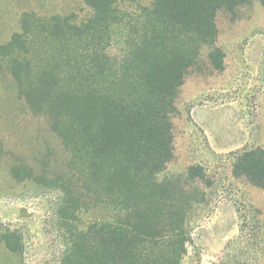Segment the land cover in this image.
I'll list each match as a JSON object with an SVG mask.
<instances>
[{
    "label": "trees",
    "instance_id": "1",
    "mask_svg": "<svg viewBox=\"0 0 264 264\" xmlns=\"http://www.w3.org/2000/svg\"><path fill=\"white\" fill-rule=\"evenodd\" d=\"M252 1L264 4L83 0L90 14L80 22L22 14V32L0 46V70L14 74L67 154L55 183L60 215L89 213L59 264H183L206 175L197 165L160 178L174 158L176 102L202 49L216 42L218 13ZM232 176L264 192V152L243 150Z\"/></svg>",
    "mask_w": 264,
    "mask_h": 264
},
{
    "label": "rangeland",
    "instance_id": "2",
    "mask_svg": "<svg viewBox=\"0 0 264 264\" xmlns=\"http://www.w3.org/2000/svg\"><path fill=\"white\" fill-rule=\"evenodd\" d=\"M129 1L146 6L153 0ZM24 13L80 22L90 10L83 0H0V46L22 32ZM216 27L215 44L202 49L180 89L174 158L160 178L197 165L206 175L203 202L189 218L183 264H220L227 257L264 264V192L232 176L239 153L264 152V4L220 11ZM34 105L14 74L0 70V264H59L73 228L89 216L66 220L59 213L62 194L55 183L67 154ZM206 105L217 107L207 112L218 120L211 134L191 118L193 107ZM230 138L237 144L220 146Z\"/></svg>",
    "mask_w": 264,
    "mask_h": 264
},
{
    "label": "crops",
    "instance_id": "3",
    "mask_svg": "<svg viewBox=\"0 0 264 264\" xmlns=\"http://www.w3.org/2000/svg\"><path fill=\"white\" fill-rule=\"evenodd\" d=\"M13 35L14 34H12V36ZM12 36H11V38H12ZM11 38H10V40H11ZM211 110H217V107H213L212 105H206L203 107H197L196 106V107H193L191 110V113H192L191 118H192V122H193L194 126L200 127L202 130H204V132L206 134L207 133L211 134L210 128L213 127L212 125H215V126L218 125V120L216 119L215 121H212V119L210 118V116L207 113V112H210ZM207 138H208V136H207ZM209 141H210V139L208 138V142ZM214 141H215V139H214ZM224 141H225V143L223 142L222 144H220L221 147H231L232 145L237 144L236 139L230 138V139H227Z\"/></svg>",
    "mask_w": 264,
    "mask_h": 264
}]
</instances>
